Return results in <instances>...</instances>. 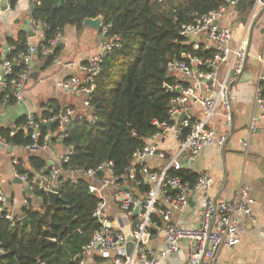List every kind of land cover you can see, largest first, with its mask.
Wrapping results in <instances>:
<instances>
[{
	"label": "built area",
	"instance_id": "built-area-1",
	"mask_svg": "<svg viewBox=\"0 0 264 264\" xmlns=\"http://www.w3.org/2000/svg\"><path fill=\"white\" fill-rule=\"evenodd\" d=\"M25 1L26 9L30 16L27 49L10 59L15 51L12 44L0 42V112L7 106L22 100L27 80V72L31 68L32 60L39 53L46 57L53 53L55 47L62 43L63 32H58L55 38L47 43L46 32L48 23L43 19L33 16V9L39 0H18L17 7ZM240 3H252L249 20L237 34L236 29L223 23L228 10ZM7 8L2 9L3 0H0V24L8 23L11 19L12 9L7 1ZM264 14V0H223L219 9L206 14L196 15L192 22L183 24L180 34L184 38L183 44L190 48L182 59H176L170 64L168 78L173 93L169 106V121H154L157 131L149 139L148 144L133 154L132 164L128 167V175L123 179L115 171L112 160L104 161L95 169H85L78 166H63L69 162V155L73 147H68L66 153L57 155V164L46 166L38 170L34 176L23 172L19 166L23 163L18 157L12 158L14 173L17 178L26 183L32 193L49 192L60 196L62 188L61 177L72 183L78 178L85 177L91 181L90 191L98 198L94 217L100 222L98 229L87 245L80 264H161L173 254H178L181 244L185 240L191 242V253L188 264H216L217 255L224 246H233L240 242L239 222L241 216H247L252 221L255 199L249 194L248 187H240L228 200L217 201L207 198L203 203V211L197 226L188 227L180 225L172 218L173 210L184 212L189 204V196L194 191L205 189L209 179L205 173L197 177L192 185L179 176L170 174V170L183 168L186 157L192 162L199 157L202 149L209 145L223 148L227 136L217 137L210 127L211 121L222 110L226 125L232 129L233 125V85L238 82L246 71L251 47V32L254 22ZM107 27L102 28L100 35L103 39L100 51L90 57L85 63L74 61L64 62L58 55L52 63L65 67L76 68L84 77L72 75L58 81V86L65 93H80L84 96L83 105L90 120L95 121L93 106L90 97L96 86V76L101 70L105 56L114 47L120 46L118 36H113L106 41ZM36 39V42L32 40ZM261 70L258 75L255 104L260 109L258 116H253L250 130L257 129L259 118L264 119V52L258 57ZM23 62L27 65L25 70L14 73L13 64ZM42 63V60L39 61ZM202 108L201 116L194 115L191 110ZM45 116L38 119L33 113L24 115L22 122L10 126L9 135L12 137L19 132L29 136V143H12L7 138L0 137V146L13 150H23L29 154L40 155L49 149L48 134H42V123L58 124V134L64 137L67 127L72 119L79 114L75 109L66 107L55 110L44 107ZM184 116V117H183ZM86 117V116H85ZM50 125V126H51ZM172 137L177 142V150L167 161L165 168L160 172L151 170L144 164L148 157L159 156L165 158V152L160 145ZM52 141V140H51ZM143 165L139 166L138 163ZM133 183L132 188L125 185V181ZM147 187V188H144ZM111 191L113 198L120 210L127 215L129 232L115 230L106 215V193ZM38 204H43L42 195H35ZM28 204L27 200L25 201ZM34 208V207H33ZM138 208V213L135 211ZM37 209V208H34ZM9 198L0 189V221L7 219L10 227L17 224ZM163 228L165 246L160 251L150 249L145 244V237L150 230ZM134 245L128 253L129 242ZM4 250L0 248V254ZM98 259H103L99 261Z\"/></svg>",
	"mask_w": 264,
	"mask_h": 264
},
{
	"label": "trees",
	"instance_id": "trees-1",
	"mask_svg": "<svg viewBox=\"0 0 264 264\" xmlns=\"http://www.w3.org/2000/svg\"><path fill=\"white\" fill-rule=\"evenodd\" d=\"M7 1L12 9L17 8L18 0ZM222 4L223 0H39L33 16L48 23V44L67 27L82 29L86 18L100 16L107 27L105 40L118 36L120 41V46L105 56L96 76L90 97L96 120L80 113L61 139L58 124L40 126L42 134L53 135L52 141L73 147L64 169L68 166L95 169L112 160L116 173L125 179L133 154L142 150L157 131L153 122L169 121V102L174 95L165 88L171 84L169 67L191 51L183 44L181 26L192 22L196 15L219 9ZM252 5L240 3L237 8L246 16ZM28 35V31L19 30L8 37L7 43L15 46L10 59L27 49ZM59 51L55 47L46 57L41 53L38 56L46 58L48 66ZM13 69L16 74L25 70V64L15 62ZM261 85L264 89V82ZM46 103L55 110L61 108L54 100ZM23 120L24 116L17 122ZM9 131V127H1L0 137L12 143L30 142L23 132L11 137ZM28 162L31 170L26 171L30 174L47 166L43 155H29ZM170 174L192 185L198 177L186 168H172ZM61 180L56 206L49 203L46 194L36 192L44 198L42 208H23L29 224L17 220L11 228L9 220L1 219L0 248L4 253L0 254V264H80L87 245L101 227L93 215L99 198L90 191L91 181L85 177L78 178L75 184L65 176Z\"/></svg>",
	"mask_w": 264,
	"mask_h": 264
},
{
	"label": "crops",
	"instance_id": "crops-1",
	"mask_svg": "<svg viewBox=\"0 0 264 264\" xmlns=\"http://www.w3.org/2000/svg\"><path fill=\"white\" fill-rule=\"evenodd\" d=\"M237 7L238 5L232 7L235 10V15L232 16V12L227 13L223 23L232 26L236 29L237 34H240L245 24L238 21ZM262 19L261 27L255 28L257 27L255 26L251 32V40L255 41L251 47L253 45L255 55L251 57L252 48L250 47L246 71L232 88V129L226 125L222 110L210 124L217 137L227 136L225 146L223 148L216 145L206 146L202 149L199 157L192 162L188 157L182 161L183 168L198 174V176L205 173L209 179L208 185L205 189L190 194L189 204L184 212L179 213L173 210L172 214L173 220L180 225L197 226L201 219L203 203L207 198L217 201L228 200L240 187H248L249 194L255 199L253 213L256 221H252L247 216H241L239 222L240 242L233 246L222 247L217 255L216 264H264V119L259 118L257 129L250 130L252 117L260 114V109L256 106L254 98L257 78L261 70L258 57L264 52V14ZM29 22L30 16L26 9V3L22 1L21 5L12 13L8 23L0 24V42L6 44L8 37L15 36L19 30L29 32ZM260 32L262 38H260ZM32 41L37 43L36 39ZM61 42L63 46H59L58 56L64 62L74 61L80 64L87 62L90 57L100 51L103 39L100 30L86 25L82 29L69 26L63 32ZM40 60L42 63H39ZM45 65L46 58H40L38 55L33 58L31 68L27 72L23 98L0 112V128H10L15 121L28 113H33L38 118L42 117L43 108L51 107L47 106L46 102L51 100L56 101L62 110L69 107L75 109L78 114L86 113L83 105L84 96L80 93H65L57 84L58 81L72 75L83 78L84 75L78 67L70 68L56 63ZM26 67L27 65H25V69ZM191 112L197 116L203 114L202 108L199 107ZM160 147L165 152V158L155 156L144 160V164L155 172H161L165 168L167 161L177 150V142L174 138L169 137L161 143ZM67 150L68 147L60 141H51L49 149L40 155H43L47 166L50 167L57 164V155L66 153ZM29 155L33 154L23 150H10V148L5 150L0 146V189L8 196L13 214L20 221L23 216H26L22 212L24 207L41 209L43 205L38 204L39 201L35 196L37 194L32 193L26 183L22 180L21 182L16 181L19 178L14 173L13 157H18L22 161L23 165L19 168L29 176H34L37 172L34 173L33 169V174L26 171L29 169ZM125 185L128 188L134 186L130 180L125 181ZM106 198V215L110 219L111 226L115 230L129 232L131 219L120 210L111 191L106 193ZM144 241L150 249L155 251L163 249L165 236L162 226L159 229L150 230ZM190 248L191 242L183 241L180 252L165 258L161 264H188Z\"/></svg>",
	"mask_w": 264,
	"mask_h": 264
},
{
	"label": "water",
	"instance_id": "water-1",
	"mask_svg": "<svg viewBox=\"0 0 264 264\" xmlns=\"http://www.w3.org/2000/svg\"><path fill=\"white\" fill-rule=\"evenodd\" d=\"M6 4H7V0H3V6H2L3 10H5L7 8ZM33 11H35V8L33 9ZM84 25L101 31L103 28V18L101 16L96 17V18H86L84 20ZM59 46H63V43H60ZM165 88L167 89L168 92H170L171 88L169 85H165ZM65 111H66V108H64V113H65ZM50 125H51L50 123L47 124L48 127ZM51 140H52V135H50V137L47 141L48 145H51ZM10 150H11V148H10ZM16 181L21 182L20 179H16ZM47 195H48L49 203L53 206H56L57 201L59 199V195L57 193H54V192H49ZM137 213H138V208L135 211V215H137ZM21 221L25 224H29L30 219L27 216H23L21 218ZM128 244H129L128 253H130L134 243H133V241H130Z\"/></svg>",
	"mask_w": 264,
	"mask_h": 264
},
{
	"label": "rangeland",
	"instance_id": "rangeland-1",
	"mask_svg": "<svg viewBox=\"0 0 264 264\" xmlns=\"http://www.w3.org/2000/svg\"><path fill=\"white\" fill-rule=\"evenodd\" d=\"M237 11H238V13H237V17L239 18L238 21H240V22L246 24L247 21L249 20V14H250V11L246 13V16H245L244 13H242L241 11H239V10H237ZM231 12L233 13L232 16L235 15V10H233V9H229V10H228V13H231ZM243 17H244V18H243ZM261 18H262V15H260V17L254 22L253 27H252V31H253V28H254L255 26H257V27H255V28H260V27H261V23L263 22V19L261 20ZM242 19H243V20H242ZM260 20H261V21H260ZM260 38H262L261 32H260ZM253 43H255V41H254V40H251V44H253ZM251 48H252V50H251V57H253V56L255 55L254 50H253V45H252ZM251 59H252V58H251ZM5 150H7V148H5ZM11 154H12V152L10 151V155H11Z\"/></svg>",
	"mask_w": 264,
	"mask_h": 264
}]
</instances>
